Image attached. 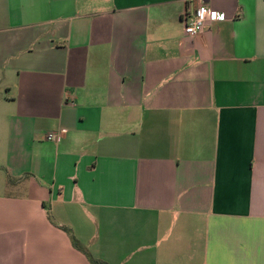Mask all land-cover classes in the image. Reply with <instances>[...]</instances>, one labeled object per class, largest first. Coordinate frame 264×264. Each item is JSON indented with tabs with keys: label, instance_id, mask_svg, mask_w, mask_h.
Here are the masks:
<instances>
[{
	"label": "crops",
	"instance_id": "obj_1",
	"mask_svg": "<svg viewBox=\"0 0 264 264\" xmlns=\"http://www.w3.org/2000/svg\"><path fill=\"white\" fill-rule=\"evenodd\" d=\"M75 242L264 264V0H0V264H92Z\"/></svg>",
	"mask_w": 264,
	"mask_h": 264
},
{
	"label": "built area",
	"instance_id": "obj_2",
	"mask_svg": "<svg viewBox=\"0 0 264 264\" xmlns=\"http://www.w3.org/2000/svg\"><path fill=\"white\" fill-rule=\"evenodd\" d=\"M223 15L219 12L214 11L211 8L200 6L190 17L186 18L184 21L185 35L194 38L200 35L204 30L215 21H221ZM49 141H59L60 134L49 133L47 136Z\"/></svg>",
	"mask_w": 264,
	"mask_h": 264
},
{
	"label": "trees",
	"instance_id": "obj_3",
	"mask_svg": "<svg viewBox=\"0 0 264 264\" xmlns=\"http://www.w3.org/2000/svg\"><path fill=\"white\" fill-rule=\"evenodd\" d=\"M74 244H75V246H76L77 248H79V249H81L82 251L85 252V250H84L82 247H80V246L78 245L77 242H75ZM85 253H86V254L88 255V257L90 258V261H91L92 264H107V263L104 262L103 260L93 258V257H92L91 255H89L87 252H85Z\"/></svg>",
	"mask_w": 264,
	"mask_h": 264
}]
</instances>
